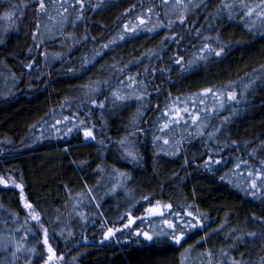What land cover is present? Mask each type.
I'll list each match as a JSON object with an SVG mask.
<instances>
[{
	"label": "trees",
	"instance_id": "obj_1",
	"mask_svg": "<svg viewBox=\"0 0 264 264\" xmlns=\"http://www.w3.org/2000/svg\"><path fill=\"white\" fill-rule=\"evenodd\" d=\"M2 1L0 13L15 12L13 31L0 37V64L17 80L11 96L0 95V175L12 176L23 189L0 185V228L5 219H12L5 211L18 218L26 215L24 199L40 213L48 243L73 264H206L203 254L209 251L217 264L227 261L221 250L228 257L258 264L264 257V238L246 237L233 247V237L264 232V224L253 219L264 218V189L258 193L260 199L253 198L231 170L241 161H247L240 163L244 167L264 162V26L228 17L222 0H193L183 24L166 17L163 0H82V7L72 0L69 13L60 11L66 16L60 46L62 35L48 40L37 36L45 15L38 0ZM51 1L43 0L46 7ZM69 3L64 0V5ZM137 17L150 24L158 19L162 27L111 42ZM206 42L216 50L223 48L222 54L186 69V61L196 49H205ZM100 45L109 49L91 61L87 54ZM50 49L65 53L49 68L40 55ZM180 58L181 64H173ZM127 74L144 85L142 99L115 101L109 89L123 84ZM93 82H99V88L90 95L87 88ZM227 87L244 89L246 95L235 105L234 115L221 123L222 133L215 139V148L225 146L218 158L226 161V168L205 166L210 149L203 134L189 136L175 151L164 152L165 143L151 129L160 107L172 98ZM82 91L85 99L79 103L74 98ZM93 101L103 107L91 106ZM61 109L73 123L70 134L35 142L36 127ZM81 121L94 126L95 140L86 141L82 130H76L74 125ZM122 139L132 140L137 160H128L118 146ZM114 171L121 173L122 187L117 191L107 183L104 188L115 196L97 209L85 208L79 231L60 238L48 219L52 209L69 205ZM159 200L180 215L191 211L203 227L188 230L180 245L171 240L166 226L162 228L166 235L149 232L150 242L135 235L149 231L140 220L122 228L129 213L140 217ZM114 205H120L118 210ZM32 227L43 241V232L36 224ZM108 229L120 231L105 238Z\"/></svg>",
	"mask_w": 264,
	"mask_h": 264
},
{
	"label": "rangeland",
	"instance_id": "obj_2",
	"mask_svg": "<svg viewBox=\"0 0 264 264\" xmlns=\"http://www.w3.org/2000/svg\"><path fill=\"white\" fill-rule=\"evenodd\" d=\"M165 2V0H163ZM224 4V12L228 15L230 18H241V20H246V22L249 23H256L258 27L256 28H263L264 26V15L261 13H264V4H262V0H222ZM74 2L70 0V3L68 6L64 5V0H52L50 2V5L46 7L44 11V20L41 22L37 36L41 40H48L51 38H55L62 35L61 41L57 42V45L62 46V41L64 38L65 41V35L63 33V25L66 20V16L60 11H64L65 8H67V13L70 12L71 3ZM177 0H167V3H164V11L168 14H165L167 18L178 20V14L183 12L186 15V11L191 8L190 4L193 3L189 0H182V3L186 5V8H180L176 6ZM226 5H232L231 8L226 7ZM244 5H247V7H244ZM3 8V1L0 0V11ZM251 8L254 9L252 15H245L244 13L247 12V10ZM11 9V8H10ZM14 10H9V13H12V18L7 19L5 18V13H0V37L5 34H9L11 31H13V20H14ZM65 13V14H67ZM217 16V15H216ZM218 17V16H217ZM216 17V18H217ZM145 20V18H144ZM146 21V20H145ZM160 22L157 19V22L154 21L152 24L147 23L145 26H140V28L135 33H128L124 26L120 33H118L111 42L121 41L126 38H128L131 35L138 34L141 32H144L149 27H153V25H161ZM130 27L136 26L138 24V21H131L127 23ZM162 27H156L155 29H158ZM171 27V26H170ZM123 36V39H120V37ZM207 41V40H206ZM209 42V40H208ZM64 45V44H63ZM206 45L208 48L215 49V45L212 46V44L207 43ZM204 46V45H203ZM212 46V47H211ZM204 48V47H203ZM109 49V46L107 48L103 47L102 45L98 46V48L94 49L91 53L87 54L89 59L91 61L95 60L98 56H101L105 51ZM207 51V49H205ZM205 51H202L201 49H196L193 53V55L186 61L184 64V67L186 69H191L195 65L201 63L202 61L208 59L211 55V53H204ZM219 51V50H216ZM63 49H57V50H45L42 51L40 55L41 62H48V65H45V67H51L53 63L56 61L58 62L63 55H64ZM204 53V54H203ZM201 57H204L201 59ZM173 64H177L176 62H173ZM181 64V62H180ZM121 74V72H120ZM41 75V74H40ZM128 74L122 79L125 81L123 84H115L112 87H110L109 91L111 93L113 92H119L121 95L130 97V98H136L137 96H141V91L144 90V85L141 83H138L136 80L128 79ZM16 78L14 76V73L12 70L7 68L5 65L0 64V95L3 98L9 97L14 93L12 91L13 85L16 83ZM99 88V82H93L91 83L88 88L87 92L88 94L92 95L98 90ZM214 92H218V96H214L212 93H209L207 95H198L202 94V92L190 94L188 96L184 97H177L172 98L165 104H163L160 108H162L160 111H158L155 119L152 122L151 129L153 133L155 132L158 134V138L161 139V141L164 143V141H168V143L163 144L161 147L165 148L163 151H168L169 149H175L179 146L180 142L184 139H187L189 136H195V138H200L201 132L203 135H205V142L206 146L210 149V152L207 153V155L204 158L205 161H209V157H211V161H209V164L216 165L214 161L219 160L220 163L226 168V166L223 164L226 161L221 160L218 158V154L224 150L225 146L224 144H221L219 147H214L215 139L220 137L222 133V126L221 123L224 122L227 118H230L232 115H234V112H236L237 106L242 102L243 98L246 95V90H241L240 92L237 91L234 87H227L221 90H213ZM234 92L236 94V100H228L227 99V93ZM85 91H82L80 94H78L74 100L81 103L85 99ZM83 95V96H82ZM89 95V96H90ZM106 97V96H105ZM112 97V94H111ZM129 99V98H128ZM200 99L204 100L203 105L199 103ZM86 101L89 102L88 99ZM223 103V107H220V103ZM102 103V102H100ZM77 104V103H76ZM74 103V105H76ZM91 106H98L99 102L97 103H91ZM237 105V106H235ZM70 106H68L69 108ZM185 108L187 107L189 112H194L197 109H200V115L202 124H193L187 114L183 115V120H181L179 123L176 124H169L168 128H163V125L165 123H169V120L163 116L165 112H168L169 116L173 115V112L171 110L175 108ZM202 109L208 110V115L205 117L204 112ZM215 109V111H212ZM222 115L221 117H218ZM68 115L65 113V111L58 110L54 111L53 113L49 114L35 129V134H32L35 139H33L35 142L40 141V138H57L62 137L64 135L70 134L68 131L69 129H72L73 123L71 121V118H68V120H65L64 118ZM89 117V115H88ZM73 118V117H72ZM219 120V121H217ZM60 123H57V122ZM187 122V123H185ZM213 124V126L211 125ZM214 126H216L215 130ZM92 127V126H91ZM163 129V130H162ZM218 129V131H217ZM207 130V131H206ZM209 133H211V137L209 136ZM156 136V134H155ZM217 137V138H216ZM33 141V142H34ZM131 142L129 150L134 152L135 145L132 142V140H128ZM118 146L121 147L118 143ZM124 150V149H123ZM213 150V151H211ZM185 151L188 152L187 147H185ZM191 152V150H189ZM125 153V150H124ZM193 153V152H191ZM213 155V157H212ZM128 160L132 161L131 158ZM230 162V161H229ZM239 163V162H237ZM256 170H262L264 171V165H262L261 162H256L252 164H248L247 166H240L238 169L233 167V170H231L235 178L239 180V182L243 183L248 188L249 183L251 182L248 177L247 173L248 171L255 172ZM110 184L112 188L120 189L122 187V175L118 171H114L112 174L103 175L102 180H100L98 183H96L91 188H88L85 190V192L77 195V198L73 200L72 202H69V205H65L64 207L60 208H53L52 209V217L49 216L48 219L51 223V226L53 227L57 233V235L60 236V238L64 239L67 235H73L76 233V231H79L81 226L84 224V212L85 208H88L89 210L97 209V205H102V203L115 196L114 191H110L104 188L105 184ZM120 191V190H119ZM128 197V195H126ZM122 199H125V196H121ZM160 202L161 205H167L168 203L164 201H157ZM155 202L153 205H150L149 207H152L156 205ZM129 207H131L127 203ZM24 207V206H23ZM120 205H114L113 210L116 211ZM147 207V208H149ZM99 208V206H98ZM146 208V209H147ZM145 209V210H146ZM25 216L23 218H18L17 216L13 215V213H9L8 211H5L6 215L9 217H12V219H5L4 226L0 228V239H2L6 244L7 247L0 245V264H45V260L47 258V246L43 244L42 241V235H38L36 233V230L32 227L33 224H36L35 221H31L28 217V209H25ZM143 212V214L139 217V219H135V222L132 224L134 225L138 220H140L141 224L145 227L146 231L149 230L151 234H153L155 231L160 233L163 226L167 225L164 223L165 220H168L172 222L173 224L177 225L176 232H178L188 225L189 223L195 224L197 222V218L194 217H187L183 214L179 215L177 217L174 212L173 208L171 210L165 209L164 210V216H149L146 214V212ZM171 213V214H170ZM131 217L132 214H131ZM136 218V217H133ZM25 220H28V223L25 224ZM128 223V216L126 220V224ZM124 224V225H126ZM145 224V225H144ZM131 225V226H132ZM124 226H122L123 228ZM19 229V231H18ZM31 229V232L28 234L27 238L24 239L22 242L24 244V248H31L34 249V251L29 254L26 251H20L17 253L16 257L14 258L12 256V252L15 250V243L14 242H21V238L24 236V233L26 230ZM121 229V228H120ZM114 230V229H113ZM41 231V230H40ZM171 230L169 233L172 234ZM115 232V230H114ZM162 232H164L162 230ZM149 233V234H150ZM34 234V235H33ZM150 234V235H151ZM106 237V236H105ZM68 239V238H66ZM55 253V264H73L72 261L68 260L66 255L60 253L58 249L51 243H49ZM67 259V260H66ZM206 264L208 260H204ZM193 264V263H190ZM199 264V263H196ZM212 264H214V259H212Z\"/></svg>",
	"mask_w": 264,
	"mask_h": 264
},
{
	"label": "snow or ice",
	"instance_id": "obj_3",
	"mask_svg": "<svg viewBox=\"0 0 264 264\" xmlns=\"http://www.w3.org/2000/svg\"><path fill=\"white\" fill-rule=\"evenodd\" d=\"M78 2L80 3V5L82 7L83 6L82 0H78ZM38 3H39V11L40 12H44L45 9H46V6H45L43 0H38ZM165 3H167V0H165ZM262 4H264V0H262ZM176 6L180 7V8H186L187 7L186 5H184L182 3V0H177ZM196 6H198V5H196ZM13 7L15 8L17 6L13 5ZM226 7L231 8L232 5H226ZM244 7H247V5H244ZM253 11H254V9L249 8L247 10V12H245L244 14L250 16V15H252ZM64 12H67V8L64 9ZM148 12L151 13L152 9L149 8ZM261 14L264 15V13H261ZM5 18L11 19L12 18V13H5ZM79 18L80 17H77V19H79ZM177 18H178L179 23L183 24L185 22L186 16H185V14L183 12H181L180 14H178ZM137 20H138V24L136 26L130 27L128 24H125L124 28H125V30L128 33H135L140 28V26H145L146 25V21L142 17H137ZM171 23L172 22L170 21L169 22V27L171 26ZM159 26H161V25H153V27L149 28L148 31H153V30H155L156 27H159ZM123 38H124L123 36L120 37V39H123ZM166 39H167V37H166ZM173 39H175V37H173ZM0 43H2V41H0ZM103 47L107 48L108 45H103ZM205 49H207V51L209 53L214 54L215 56H220L222 54V52H223V48H221L220 51H216L215 49L208 48L207 45H205ZM205 49H202V51H204ZM203 58L204 57H201V59H203ZM181 59L182 58L177 59L175 62L177 64H179L181 62ZM27 67L31 68L32 65L28 64ZM132 79H133L132 77H129V80H132ZM209 93H212L214 96H218L219 95L218 92H214L213 89H210V88L209 89H205L202 94H198V95L203 96V95H207ZM112 95H113L115 101H124V100L130 98V97L121 95L119 92H113ZM136 98L137 99H142L141 96H137ZM236 98L237 97H236V94L234 92L227 93V99L228 100L235 101ZM93 103H95V101H93ZM199 103L201 105H203L204 100L200 99ZM99 107H103V104H100ZM220 107H223V103L222 102L220 103ZM171 111L173 112L172 116H169L168 112H165L163 114V116L166 117L169 120V123H165L163 125V128H168L170 123L171 124H176V123H179L181 120H183L182 112L189 116V118H190V120H191V122L193 124H198V126H199V124L203 123L202 120H201V115H200L201 110L200 109H197L194 112H189L187 107H185L183 109L177 107V108H175V109H173ZM202 111L204 112V115L206 117L208 115V110L207 109H202ZM212 111H215V109H213ZM64 119L68 120L67 117H65ZM57 123H60V122L58 121ZM185 123H187V122H185ZM74 127L76 128V130L78 132H80L82 130V135H83V137H84V139L86 141L95 140L96 139V137L94 135V131H93V127L94 126L90 127V126L86 125L84 121H81L79 125H74ZM68 131L71 132L72 129H69ZM217 131H218V129H217ZM201 134H202V132H201ZM211 135L212 134L209 133L210 137H211ZM154 139H156V138H154ZM101 143H102V141H101ZM164 143H168V141H164ZM130 144H131V142L128 141L127 139H122V140L119 141V145L121 146L122 149L125 150L126 157L131 158L133 161H135V160L138 159V157L133 151L129 150ZM173 154H175V153H173ZM209 161H211V157H209ZM209 161H205V166L206 167L209 166ZM214 163L219 164L220 161L216 160V161H214ZM240 163L247 164V161H241V162L237 163L236 164V168L237 169L240 167ZM262 165H264V162H262ZM247 177H248V179L251 182L249 183L248 188L245 189L244 191L246 193L250 194L253 198L260 199L261 195H258V193H260L261 190L264 189V171H262V170H256L255 172L248 171ZM221 179H223V177H221ZM257 181H259V184L257 183ZM9 183H11V185L13 187H15V188H20L21 191H22L23 186L21 184H18L16 182V180L12 176H10V175L9 176L0 175V185L8 186ZM237 187H238V185H237ZM21 198L23 199V196ZM144 199H147V197H145ZM23 206H24L25 209L29 210L28 211L29 219L31 221H35L38 230H41L43 232V236H44L43 244L47 246V253H48L47 258L45 260V264H55V260H56L55 253H54L51 245L48 243V238H47L48 237V230H47V228L43 227L40 213L35 211L33 205L30 204V203L25 202ZM97 207H98V205H97ZM165 209L171 210L172 209V205L171 204L161 205L160 202H157L156 205L147 208L145 210V212L149 216H161V217H163ZM175 215L177 217H179L180 214L179 213H175ZM184 215L187 216V217H193V213L191 211L186 212ZM135 219H139V217L133 218V217H131V213H129L128 214V223L126 225H124V227H126V228L130 227L135 222ZM253 219L254 220H258L262 224H264V218L253 216ZM24 223L27 224L28 220H25ZM164 223L167 225L168 229L173 230L172 231V235H171V240L177 245H180L181 241L185 239V234H186V232L188 230L195 229L197 227H203L202 223L197 218V222L195 224L189 223L188 225L183 227L177 234V232H176L177 225L173 224L172 222H170L168 220H165ZM221 227H223V226H221ZM18 231H19V229H18ZM115 231H120V229H116ZM233 231H235V230H233ZM30 232H31V229L26 230L25 233H24V236L21 238V242H14L15 243V250L12 252V256L14 258L16 257L17 253L22 251V250L26 251L29 254H31L34 251V249H31V248L25 249L24 248V244L22 242L24 239L27 238V236H28V234ZM112 235H114V230L113 229H108V232L106 233V237L105 238H107L109 236H112ZM135 235L143 236V238L146 241H149V242L153 240V236L150 235L149 232L136 231ZM158 235H166V233L160 232V233H158ZM229 235L232 236V233H229ZM246 237H250V238H253V239H256L258 237L264 238V232H260V233H257V232H246V233H243L242 235L234 236L233 237V247L236 245V243L243 242ZM0 245L7 247V244L2 239H0ZM203 255H205L208 258L209 264H212V258H213L212 252L209 251V252H207V253H205ZM221 255L224 256V257H227V261L219 260V261H217V264H247V262H245L243 260H236L234 257H228V253L223 251V250H221ZM29 264H30V261H29ZM258 264H264V257L260 258Z\"/></svg>",
	"mask_w": 264,
	"mask_h": 264
},
{
	"label": "flooded vegetation",
	"instance_id": "obj_4",
	"mask_svg": "<svg viewBox=\"0 0 264 264\" xmlns=\"http://www.w3.org/2000/svg\"><path fill=\"white\" fill-rule=\"evenodd\" d=\"M22 202H23V205H24V203H25L26 201H24V199H23V201H22Z\"/></svg>",
	"mask_w": 264,
	"mask_h": 264
}]
</instances>
